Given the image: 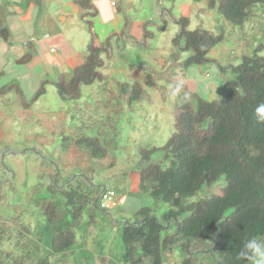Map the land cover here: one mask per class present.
I'll list each match as a JSON object with an SVG mask.
<instances>
[{
  "label": "trees",
  "instance_id": "obj_1",
  "mask_svg": "<svg viewBox=\"0 0 264 264\" xmlns=\"http://www.w3.org/2000/svg\"><path fill=\"white\" fill-rule=\"evenodd\" d=\"M191 1L195 4L206 2L207 9L218 17L217 32L202 25L190 30L189 17L179 15L174 6L167 7L157 1L156 18L142 23L140 38L132 35V19L123 9L117 8V13L124 15V26L98 46L92 21L100 13L98 7L92 0H73L82 12L80 18L89 34L88 53L83 63L69 76L62 74L55 81L42 82L30 101L26 100L17 82L0 86L2 97L16 93L23 110L32 109L45 94L44 84H52L61 101L76 103L82 99L84 87L107 79L102 72L106 60H112L127 45L141 51L149 49L156 33H165L172 24L177 32L171 41V65L163 72L146 66L145 71L151 73L146 89L158 88L156 77L173 86L171 74L175 68L189 70L208 65L217 67L224 88L235 87L223 98L198 97L196 109L190 100L183 98L173 109V132L166 144L139 149V160L134 166L138 178L136 196L139 199L149 197L167 206L169 211L161 217L156 208L141 207L131 214L132 217L117 222L123 264H166V254L173 251L180 253V264H248L238 258L244 242L253 236L264 238V123L258 122L255 115L257 105L264 102V42L257 44L251 54L242 55L238 66L222 65L209 57L215 47L231 36L226 33L225 23L243 28L252 21L257 10L264 11V0ZM2 75L0 73V79ZM227 76L233 79H223ZM117 88L121 103L130 106L147 100L146 91L139 84L119 83ZM111 122L109 117V129L99 132L96 138L77 139L71 135L76 137L71 138L74 142L63 146L62 155L69 154L73 147L75 154L85 155L92 161L91 167H80L78 172L76 168L64 175L59 161L38 149L28 148L17 153L34 152L40 156L42 165L50 169L40 175L34 192L35 196L44 193L34 204L51 229L47 242L50 253L41 257L38 247L36 251L30 250L33 244L23 240L31 232L17 217L14 223L19 225V239L15 250L3 248L8 227L0 223V264H61L50 261L53 255H64L63 264L73 256L76 261L75 226L83 224L86 213L89 215L86 224L90 226L94 224L96 212L110 214L112 211L100 209L101 195L108 188L94 175L96 164L108 158L110 146L115 143L117 127ZM1 153L5 158L7 152L1 149ZM159 153L162 159L154 161ZM0 164L16 178L4 159ZM115 165L116 160H112L109 169ZM4 188L16 194L10 177L0 179V205ZM16 249L21 252L16 253Z\"/></svg>",
  "mask_w": 264,
  "mask_h": 264
},
{
  "label": "rangeland",
  "instance_id": "obj_2",
  "mask_svg": "<svg viewBox=\"0 0 264 264\" xmlns=\"http://www.w3.org/2000/svg\"><path fill=\"white\" fill-rule=\"evenodd\" d=\"M68 2L70 3L69 0H53L49 3L51 6L55 4L66 6ZM97 2L96 6L103 19H106L110 11L115 9L117 12V8L123 9L124 13L133 21L132 35L136 38H140L142 35L141 27L144 19L155 16L154 5L151 0H144V2L139 0L130 7H127L126 0H111V2H106V0L99 2L97 0ZM112 3L118 6L112 7ZM204 3L206 2L194 5L190 14L188 7L192 5L191 0L165 1L167 7L174 6L179 15H186L191 19V30L202 25L209 27L207 29L213 32H217L215 28H212L215 13L207 10L209 12H206L205 17L199 14V10H205L206 4ZM45 4L43 3L42 6ZM204 20L205 22H203ZM46 21L44 18L41 25L36 29V33H40L36 37L50 35L51 39L47 43L56 47L59 56L57 58L52 57V59L48 58L46 65L34 60L35 62L33 61L31 67L26 69L29 74H26L23 70L24 67L16 64L15 60L3 62L1 68V70L4 67L8 68L5 75H2V82L5 85L17 82L26 100L29 101L41 87L42 82L45 80L55 81L61 71H69L66 70L69 65L74 68L81 64L83 57H86L88 53L89 34L80 21L79 25H77V21H74L73 27H70L69 30L66 25L56 24L51 17H49L48 23ZM122 21L123 17L117 24H103L100 17L94 20V32L96 41H99L98 46L104 44L111 33L119 32L123 28L124 22ZM226 25V33L227 35L230 33L231 37L227 38L224 44L215 47L209 57L218 60L222 65L238 66L241 64L242 55L251 54L257 44L264 42V11L257 10L252 21L243 28H235L229 23H225ZM176 32L177 28L174 25H169L166 33H156V37L151 41L148 50L141 51L136 46L127 45L124 52H118L111 61L106 60L105 68L102 71L107 79L103 83L84 87L82 99L76 103L63 102L62 105L57 90L52 84H44L45 94L29 111L20 109L21 106L16 93L13 92L6 98L0 95V108L5 112L3 116H0V161L4 159L16 176L14 179L13 172L4 170L0 164V179L10 177L16 188L14 195L8 188H4L2 193L0 223L8 227V238L3 245L4 249L15 250L14 247L17 239H19V225L14 223V220L20 217L31 232V235L24 237L23 242L30 241L33 244L30 248L31 251H36V247H38V254L41 257L50 253L47 242L51 229L47 227L43 213L34 204L44 195V193L38 196L34 195L40 182L39 177L43 173L50 172V169L42 165L40 156L34 152L21 155L17 153L28 148L38 149L45 155L59 161L64 175L70 174L76 168H78L75 170L76 172L80 170V167L87 169L92 166V161L90 162L84 157L85 155L75 154L73 147H70L72 149L69 154L64 156L62 155L64 147L74 142L71 138H96L99 132L108 128L109 117L112 120L111 124L117 127L115 143L110 146L108 158L96 164L94 175L108 189L117 190L119 206L118 209L110 211V214L96 212L94 224L90 226L86 224L89 221V215L86 213L83 224L76 225L74 228L77 234L76 261H73V256L65 264H123V246L117 222L132 217V215L128 216L127 214L135 209V201H139L140 207L156 208L157 215L161 217L169 211L167 206L165 207L160 202H155L149 197L142 196L139 199L136 196L138 194V178L134 166L139 160V149L162 147L166 144L173 132V109L178 102L185 98L186 93L188 100L196 109L198 97L210 100L223 98L227 92L235 88H224L217 67L208 65L189 70L182 67L173 69L171 74L173 86L179 81L183 82L181 92L175 98L170 94L171 90L168 87L170 84L162 79H157V77L158 88L156 90L146 89L145 84L151 77L150 72L144 71L146 66L149 65L158 71H165L171 65V41ZM46 49L44 48V50ZM162 52L163 58L155 59L156 55ZM72 57L74 58L73 61L69 62L68 60ZM225 78L233 79L232 76L223 77V79ZM119 83L143 86L147 100L130 106L125 102L121 103L118 99V96L121 95L117 88ZM231 83L233 82L231 81ZM70 107L76 108L71 112L72 120L68 117L69 113L67 112L68 109H71ZM2 118L4 119L2 120ZM110 135L113 137V132ZM104 141L102 139V142ZM1 149L7 152L5 158L2 157ZM153 159L158 161L162 159V156L159 153ZM112 160H116V165L109 169ZM43 183L45 182L43 181ZM119 197H125V203L122 206H120ZM63 227L66 228V226ZM83 242L85 246H82ZM80 249L86 251L82 253ZM20 252V249H16V253L19 254ZM165 257L167 259L166 264L181 263L178 251L169 252ZM63 259H65L64 255L50 257L51 262L59 261L61 264H63Z\"/></svg>",
  "mask_w": 264,
  "mask_h": 264
},
{
  "label": "crops",
  "instance_id": "obj_3",
  "mask_svg": "<svg viewBox=\"0 0 264 264\" xmlns=\"http://www.w3.org/2000/svg\"><path fill=\"white\" fill-rule=\"evenodd\" d=\"M50 1L52 2L53 0H0V73L5 75V72H7V69H8L7 67H4L1 70V68L3 66L2 64L5 61L9 62V60H15L16 64L24 67L23 68L24 72L26 74H29V73H27V70H28V68L31 67V64H33L34 60H36L37 63H43L44 65H46L48 58L52 59V57L57 58L59 56L58 51L56 50V47H53V45H50L49 43H47L51 39L50 35H42L41 37H36V35L40 34V33H36L37 32L36 29L38 28L39 25H41L44 18H46V20H47L46 22L48 23L49 17H51L53 20H55L56 24L61 25V26L66 25L68 30L70 29V27H73L74 21H77V25H79V21H80V23H82V25L85 26V24L82 22V20L80 18L81 12L79 13V11H81V10L78 6H76L74 4L73 0H69L70 3L68 2L66 4V6L64 4L63 5L62 4L56 5L55 3H54L55 4L54 6L53 5L51 6L49 3ZM54 1H56V0H54ZM92 1L95 4H98L97 0H92ZM100 1L101 0H99V2ZM107 1L111 2V0H106V2ZM138 1L139 0H126L127 7H130L131 5L133 6ZM140 1L144 2V0H140ZM151 1H152V4L154 5L153 8H154V15L155 16L144 19V21L156 18V2L157 1H159V3L161 5H165V1L170 2V0H165V1L164 0H151ZM43 3H46L45 4L46 7L42 6ZM191 3H192V5L188 7L190 14H191L192 7L194 5H196L192 1H191ZM204 4H206V3H204ZM116 6H118V5H115L114 7H116ZM112 7H113V5H112ZM205 10H199L200 11L199 14H202V16H204V17L207 15L206 12H209V11H207L208 10L207 4L205 6ZM210 12L213 13V11H210ZM210 15H212V14H210ZM99 17L102 18L103 24H111V23L117 24V22H120L121 17H123L122 22L125 23L124 15L117 13L115 11V9H114V11L113 10L110 11L109 15L106 16V19H103V16L100 15V13H99V16L95 17L93 19V22L95 19L97 20ZM213 19H214V26L212 28L216 29L215 24H216L217 19H218L216 14H214ZM203 22H205V20ZM68 24H69V26H68ZM169 25H172V24H169ZM226 27H227V25H226ZM85 28L87 29L86 26H85ZM206 28H209V27H206ZM86 31L88 32V30H86ZM96 43H97V45H99V41L98 42L96 41ZM45 44H47L48 46ZM51 46H52V48H51ZM43 47L47 48V49L44 50ZM49 49L51 50V52ZM146 50H148V49H146ZM163 52H165V51H163ZM163 52L158 53V55H156L155 59L160 60L159 57L163 58ZM84 58L85 57H83V60H84ZM73 59L74 58L72 57L68 61L72 62ZM108 61H111V60H108ZM7 64H9V63H7ZM81 64H79V65H81ZM105 65H106V63H105ZM105 65H104L103 69L105 68ZM5 68H6V70H5ZM74 68H72L69 65L68 68L66 69L69 71H61L58 76H60L62 74L69 76V75H71ZM140 69H142V68H140ZM160 72H163V71H160ZM49 75H51V74H49ZM2 80H3V78L0 79V84L2 86H4L5 84L2 82ZM60 103L63 105V101H61ZM64 103H66V102H64ZM65 105H67V104H65ZM58 106L60 107V105H58ZM59 107H58V109H59ZM20 109L22 110V108H20ZM75 109L76 108L74 107V108L67 110V112L69 113L68 117H70V120L73 119L71 112ZM22 111H24V110H22ZM62 113H64V112L62 111ZM4 114H5V112L2 111L0 108V116H3ZM51 114H55V113H51ZM3 119L4 118H2V120ZM119 199H120V206L124 205L125 197H121V198L119 197ZM135 202H136V207L134 210H131L127 214L128 216L141 208L140 207L141 205H139L140 204L139 201L136 200ZM138 207H139V209H138Z\"/></svg>",
  "mask_w": 264,
  "mask_h": 264
},
{
  "label": "clouds",
  "instance_id": "obj_4",
  "mask_svg": "<svg viewBox=\"0 0 264 264\" xmlns=\"http://www.w3.org/2000/svg\"><path fill=\"white\" fill-rule=\"evenodd\" d=\"M182 83V81H179L175 86H168L173 98L181 92ZM185 99H188L187 93L185 94ZM255 115L258 122L264 123V102L257 105ZM238 258L246 260L248 264H264V239L256 236L248 238L238 253Z\"/></svg>",
  "mask_w": 264,
  "mask_h": 264
},
{
  "label": "built area",
  "instance_id": "obj_5",
  "mask_svg": "<svg viewBox=\"0 0 264 264\" xmlns=\"http://www.w3.org/2000/svg\"><path fill=\"white\" fill-rule=\"evenodd\" d=\"M99 205L102 210H115L119 206L116 192L111 189L104 191L101 195Z\"/></svg>",
  "mask_w": 264,
  "mask_h": 264
},
{
  "label": "bare ground",
  "instance_id": "obj_6",
  "mask_svg": "<svg viewBox=\"0 0 264 264\" xmlns=\"http://www.w3.org/2000/svg\"><path fill=\"white\" fill-rule=\"evenodd\" d=\"M112 5H113V4H112ZM113 6H115V4H114Z\"/></svg>",
  "mask_w": 264,
  "mask_h": 264
}]
</instances>
